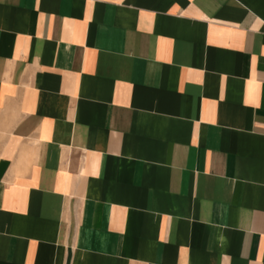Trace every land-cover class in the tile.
Here are the masks:
<instances>
[{"label":"crops","instance_id":"0c3cea01","mask_svg":"<svg viewBox=\"0 0 264 264\" xmlns=\"http://www.w3.org/2000/svg\"><path fill=\"white\" fill-rule=\"evenodd\" d=\"M0 264H264V0H0Z\"/></svg>","mask_w":264,"mask_h":264}]
</instances>
